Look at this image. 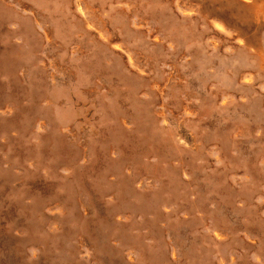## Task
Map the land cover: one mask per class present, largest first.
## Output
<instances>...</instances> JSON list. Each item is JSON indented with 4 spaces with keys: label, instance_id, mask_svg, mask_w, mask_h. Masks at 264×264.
<instances>
[{
    "label": "rangeland",
    "instance_id": "rangeland-1",
    "mask_svg": "<svg viewBox=\"0 0 264 264\" xmlns=\"http://www.w3.org/2000/svg\"><path fill=\"white\" fill-rule=\"evenodd\" d=\"M227 14L0 0V264H264V63Z\"/></svg>",
    "mask_w": 264,
    "mask_h": 264
},
{
    "label": "bare ground",
    "instance_id": "bare-ground-1",
    "mask_svg": "<svg viewBox=\"0 0 264 264\" xmlns=\"http://www.w3.org/2000/svg\"><path fill=\"white\" fill-rule=\"evenodd\" d=\"M226 3L228 5V8H230V16H235V20H231L228 17V14L226 15L229 19L228 22L222 21H212L210 22L212 24V28H216L218 30H223L229 33L230 40L235 42L236 45L232 47L238 46L237 49L243 51V52H253L252 53L261 63H264V51L261 48V46L255 42L252 45L253 40L250 38H247V32L248 28L252 22H255L257 26V32L260 31L262 28H264V9L257 8V1L256 0H226ZM84 7V6H83ZM211 10V6L209 7ZM206 11V15L210 17L211 11ZM194 9H188L187 11L184 10V14L190 15L193 14ZM209 12V13H208ZM210 14V15H209ZM224 17V16H223ZM254 19V20H253ZM247 21L249 23H247ZM246 22V23H245ZM211 24H209L211 26ZM243 24H246L243 25ZM226 27V29H225ZM225 29V30H224ZM79 37V36H78ZM50 39V38H49ZM228 43V42H227ZM218 46V44H216ZM120 46L118 45V48ZM246 48V49H245ZM248 48H251L252 50H248ZM247 52V53H248ZM66 67V66H65ZM248 72V71H247ZM172 73V72H171ZM243 79L246 80V82L252 83L251 81V75L247 74L246 72L243 73ZM212 93V92H211ZM163 95V94H162ZM160 101V100H159ZM79 104V103H78ZM91 129V128H90ZM259 133V132H258ZM91 135V134H90ZM185 136V135H184ZM216 143V142H215ZM195 145V144H194ZM220 157V156H219ZM186 170V169H185ZM191 174V173H190ZM132 176V175H131ZM130 176V177H131ZM150 176V175H149ZM147 177V176H146ZM115 181V180H114ZM189 181V180H187ZM116 182V181H115ZM146 182V181H145ZM165 183V182H163ZM168 183V182H167ZM139 190V189H138ZM169 190H171L169 188ZM148 191V190H147ZM176 192V191H175ZM261 192V191H260ZM189 193V192H188ZM170 194V193H168ZM188 195V194H187ZM186 196V195H185ZM132 201V200H131ZM162 201V200H161ZM169 202V201H168ZM166 203V202H165ZM138 205V204H137ZM176 210V209H175ZM169 217V216H168ZM34 254V253H33ZM88 256V255H87Z\"/></svg>",
    "mask_w": 264,
    "mask_h": 264
}]
</instances>
